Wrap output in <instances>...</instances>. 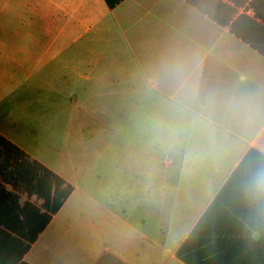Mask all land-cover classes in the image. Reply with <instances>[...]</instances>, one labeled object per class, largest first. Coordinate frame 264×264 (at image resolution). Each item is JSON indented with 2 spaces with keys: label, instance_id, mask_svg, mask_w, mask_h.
Returning a JSON list of instances; mask_svg holds the SVG:
<instances>
[{
  "label": "crops",
  "instance_id": "0c3cea01",
  "mask_svg": "<svg viewBox=\"0 0 264 264\" xmlns=\"http://www.w3.org/2000/svg\"><path fill=\"white\" fill-rule=\"evenodd\" d=\"M178 57L257 107L195 157L161 131ZM263 132L264 0H0V264H185Z\"/></svg>",
  "mask_w": 264,
  "mask_h": 264
},
{
  "label": "trees",
  "instance_id": "16d2710c",
  "mask_svg": "<svg viewBox=\"0 0 264 264\" xmlns=\"http://www.w3.org/2000/svg\"><path fill=\"white\" fill-rule=\"evenodd\" d=\"M262 167L264 132L180 246L181 261L264 264V192L251 184V177ZM72 190L68 185L65 198Z\"/></svg>",
  "mask_w": 264,
  "mask_h": 264
},
{
  "label": "clouds",
  "instance_id": "9594fccd",
  "mask_svg": "<svg viewBox=\"0 0 264 264\" xmlns=\"http://www.w3.org/2000/svg\"><path fill=\"white\" fill-rule=\"evenodd\" d=\"M160 79L173 93V118L161 126V131L170 139L189 141L191 157L201 151L200 139L214 142L217 122L243 125L257 117L256 102L246 95L207 99L193 63L182 58L166 64L160 70ZM251 184L264 192V167L251 177Z\"/></svg>",
  "mask_w": 264,
  "mask_h": 264
},
{
  "label": "rangeland",
  "instance_id": "374dc122",
  "mask_svg": "<svg viewBox=\"0 0 264 264\" xmlns=\"http://www.w3.org/2000/svg\"><path fill=\"white\" fill-rule=\"evenodd\" d=\"M4 46L10 45V42H3Z\"/></svg>",
  "mask_w": 264,
  "mask_h": 264
}]
</instances>
